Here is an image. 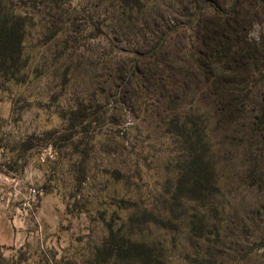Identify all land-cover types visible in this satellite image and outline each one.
Returning a JSON list of instances; mask_svg holds the SVG:
<instances>
[{
    "label": "rangeland",
    "instance_id": "obj_1",
    "mask_svg": "<svg viewBox=\"0 0 264 264\" xmlns=\"http://www.w3.org/2000/svg\"><path fill=\"white\" fill-rule=\"evenodd\" d=\"M35 1L36 5L28 1L24 6L31 23L24 44L28 81L0 93V264H84L93 246L107 237L103 217L109 221L119 212L120 198L139 199L149 206L160 197L169 146L157 118L146 111L157 96L147 91L137 96L133 86L115 96L111 73L123 62L132 65L137 55L152 62L144 46L161 32L175 29L179 33L169 45V53L157 62H170L181 56L189 39L198 40V49L208 57L203 60L212 59L229 80L242 82L247 74L240 68L241 62L251 59L262 74L249 78L255 100L252 116L260 115L264 112V4L237 0L236 19L224 28L216 29L208 15L192 31L183 25L193 13V0H157L121 29L107 23L104 31L110 40H106L90 36L92 18L104 22L100 0ZM198 1H216L227 10L235 2ZM67 9L72 12L70 22H74L77 36L88 37L80 41L75 53L66 49L64 36L53 37L47 30L67 21L66 15L63 21L59 15ZM226 27V36L239 39L235 47L230 52L223 47L212 51L208 46L217 45L209 40L212 31L216 29V39H222ZM92 100L97 121L66 139L64 117L80 101ZM238 130L240 136L245 133ZM49 132L54 133L51 141L46 136ZM253 137L248 133V148L241 146L221 164L220 184L225 194L221 238L192 243L181 234L174 247L172 237L166 235L172 249L167 264H264V171L261 183L248 178V139ZM24 141L34 148L21 151L19 145ZM117 169L135 175L129 187L117 180ZM30 187H43L46 195L26 212L13 192Z\"/></svg>",
    "mask_w": 264,
    "mask_h": 264
},
{
    "label": "trees",
    "instance_id": "obj_2",
    "mask_svg": "<svg viewBox=\"0 0 264 264\" xmlns=\"http://www.w3.org/2000/svg\"><path fill=\"white\" fill-rule=\"evenodd\" d=\"M28 1L36 5L35 0ZM28 1L0 0V93L9 92L12 86H22L28 81L29 60L24 45L27 28L31 24L24 9ZM236 1L227 10L216 1L200 4L198 0H193V13L187 15L183 26L187 30H196L209 15L208 19H212L216 29L224 28L225 24L236 19ZM256 1L264 4V0ZM100 2L104 4V22H95L92 18L90 36L110 40L104 31L107 23L121 29L123 23L132 21L135 15L145 12L157 0ZM59 15L61 21L66 15L67 21H63L60 28L53 25L47 30L53 37L64 36L66 49L75 53L80 41L88 37L81 39L77 36L74 22H70L72 12L69 9ZM216 29L209 40L217 45L206 46L214 52L223 48L230 52L238 37L226 36V27L221 34L222 39H216ZM174 32H161L150 45L144 46L150 61L154 59L152 62L146 63L137 55L132 65L123 62L109 76L115 96L133 86L137 96H144L143 91H147L158 98L146 111L151 112L149 116L157 118L161 135L169 141L160 197L149 206L141 204L139 199L120 198L117 210L123 215L118 212L109 221L103 217L108 235L99 245L93 246L84 264H167L172 251L170 244L176 247L181 234H186L192 243L206 244L212 237L221 238V215L225 202L220 184L221 164L241 146L248 148L245 139L250 132L255 137L248 139L251 144L247 159L248 178L256 184L262 181L264 112L252 116L251 107L255 100L252 97L253 82L249 80L253 75L262 76L258 63L243 58L240 68L247 74V79L242 82L229 80L218 63L212 59L203 60L208 57L198 49L199 41L193 39L181 48V56H175L167 63L157 62L169 53V45L179 33ZM109 44L112 45V42ZM141 63L146 64L145 68ZM93 102L80 101L68 117H64L68 124L64 130L68 132L66 139L70 138L68 134L97 121L92 110ZM239 128L245 132L242 136L239 135ZM46 136L49 141L54 139L53 132ZM64 136L59 138L65 140ZM19 147L23 152L34 148L30 141H24ZM125 172L115 170L117 180L129 187L135 175ZM117 221L121 222L120 225ZM157 234H160L159 237ZM166 235L172 237L169 245L164 237Z\"/></svg>",
    "mask_w": 264,
    "mask_h": 264
},
{
    "label": "built area",
    "instance_id": "obj_3",
    "mask_svg": "<svg viewBox=\"0 0 264 264\" xmlns=\"http://www.w3.org/2000/svg\"><path fill=\"white\" fill-rule=\"evenodd\" d=\"M46 195L43 187L18 188L14 190L13 197L20 201L22 210L28 211L31 207ZM5 201V198H1Z\"/></svg>",
    "mask_w": 264,
    "mask_h": 264
},
{
    "label": "crops",
    "instance_id": "obj_4",
    "mask_svg": "<svg viewBox=\"0 0 264 264\" xmlns=\"http://www.w3.org/2000/svg\"><path fill=\"white\" fill-rule=\"evenodd\" d=\"M21 206V205H20ZM21 210H22V208H21ZM22 211H24V210H22ZM27 212V211H26Z\"/></svg>",
    "mask_w": 264,
    "mask_h": 264
}]
</instances>
